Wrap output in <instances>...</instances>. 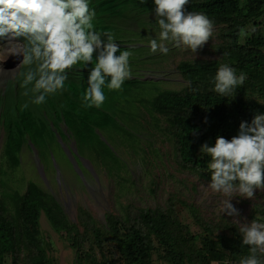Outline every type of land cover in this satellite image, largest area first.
<instances>
[{"label": "clouds", "instance_id": "1", "mask_svg": "<svg viewBox=\"0 0 264 264\" xmlns=\"http://www.w3.org/2000/svg\"><path fill=\"white\" fill-rule=\"evenodd\" d=\"M190 2L0 0V42L8 40L6 58L16 55L13 62L16 72L0 84V104L5 106V111L0 107V129L4 133L2 162L10 168L5 154L11 141L8 123L19 125L16 136L17 140H23L21 164L24 150L32 152L41 164L38 170L43 179L47 171L50 175L54 171L53 162L63 168L61 163L66 158L72 166H78L81 160L87 162V158L100 160L91 149H82L76 137L89 116L98 118L97 112L102 113V118L109 115L115 118L117 124L104 129L96 127L101 140L113 149L119 143L130 144L126 137L131 134L138 139L147 117L156 129L168 132V115L150 113L145 104L150 105L160 91H181L188 84L179 90L157 87L145 103L144 98L136 97L135 91L141 83L160 80L148 73L160 63L155 61L148 67L134 64L143 63L147 55H168L170 44L196 54L213 40L215 21L204 12L188 11ZM144 20H153L156 28L146 33L149 43L141 44L137 32ZM240 32L243 34L244 30ZM141 48L146 49L145 54ZM246 79L247 75L238 74L235 67L220 64L213 81L214 91L230 97ZM10 87L12 95H9ZM112 94H115L113 98ZM138 109L142 110V118H132ZM4 112L6 119L2 121ZM137 126L140 129L136 130ZM112 138L115 143L111 142ZM39 140L46 143L37 145ZM44 147L46 154L42 153ZM58 147L63 150L60 162L54 153ZM200 153L211 158L207 164L211 182L207 187L226 197L221 202L223 214L239 217L240 211L231 201L236 197L252 200L258 189L264 190V113L257 112L251 122L241 121L238 134L231 139L218 135L214 145L203 143ZM239 233L242 245L249 248L239 264H264V223L256 219L250 224L240 223Z\"/></svg>", "mask_w": 264, "mask_h": 264}, {"label": "trees", "instance_id": "2", "mask_svg": "<svg viewBox=\"0 0 264 264\" xmlns=\"http://www.w3.org/2000/svg\"><path fill=\"white\" fill-rule=\"evenodd\" d=\"M242 2L244 5L240 7ZM91 6L94 7L93 1ZM187 10L204 12L219 26L222 43L218 47L222 55L219 59L182 61L179 67L189 82L187 87L181 91H160L145 107L150 113L158 111L168 115V133L175 143L181 166L211 179L207 168L211 158L200 155V146L205 142L214 145L218 135L231 139L238 134L241 121L251 122L257 112L264 113V35L256 20L264 13V0H191ZM242 36L243 42L240 41ZM224 63L235 67L238 74L243 72L247 75L244 85L230 97L220 96L214 91V77L220 64ZM255 93L260 98L252 99ZM114 96L112 94V98ZM97 113L98 118L89 116L76 137L82 149H91L108 170L114 171L119 154L107 147L96 129L117 123L113 116L102 118V113ZM18 129V122L14 125L8 123L11 141L5 148V154L10 170L21 164L19 155L23 140H17ZM38 129L43 130L41 127ZM126 138L131 145L137 141V136L132 134ZM36 143L42 146L46 141ZM46 151L47 147H44L42 153L46 154ZM0 186L4 188L5 181ZM42 212L57 231L69 228L67 235L74 245L80 247L82 242L89 241L85 235L91 234L103 251L102 230L86 211L81 210L84 213L81 216L84 231L80 232L76 224H67L63 207L54 195L36 180H29L23 193L6 189L0 193V264H19L22 254H25L27 264H53L41 235ZM196 217L199 224L211 233L221 228H232L233 231L231 236L219 235L224 252L213 253L212 258L216 259L210 263L239 264V257L248 255L249 248L242 245V236L236 227L229 224L211 227L198 214ZM104 229L113 235L125 264H153L155 239L164 246V258L167 257L170 264H202L205 258L191 243L189 226L169 209L140 208L123 218L110 213ZM226 250L231 256L225 254ZM81 256L92 264H115L113 259L100 262L95 253L85 252Z\"/></svg>", "mask_w": 264, "mask_h": 264}, {"label": "rangeland", "instance_id": "3", "mask_svg": "<svg viewBox=\"0 0 264 264\" xmlns=\"http://www.w3.org/2000/svg\"><path fill=\"white\" fill-rule=\"evenodd\" d=\"M243 5L244 2L240 4V7ZM146 18L152 19V17ZM256 20L259 22L258 29H261V33L264 35V13ZM155 28L156 25L153 20L141 22L140 31L137 32L138 43H149L150 38H145L146 33L153 32ZM219 37V26H216L213 40H210L196 54L192 53L190 49L175 47L170 44L171 52L168 55H147L143 63H135V66L140 67H148L155 61L160 63L156 64L154 70L148 72L150 75L159 77L160 80L143 82L147 83L146 85L139 84L135 91L136 97L144 98L146 103V100L152 96L157 87L183 89L188 83L182 76L179 63L184 60L220 58L222 54L218 47ZM243 40L244 37L242 36L240 41L243 42ZM7 43L8 40L0 42V54L2 56L0 59V84H3L7 77L16 72V67H13L16 55L12 58L5 57L10 48ZM262 51H264V46ZM145 52L146 49L141 48V53L145 54ZM11 90L10 87L9 95L13 94ZM251 98L257 99L260 96L255 93ZM0 107L2 109L4 107L5 111L3 104H0ZM133 117L141 119L142 110L138 109L136 114L132 115ZM1 119L2 121L6 119V112L3 113ZM146 120L145 128L141 129V134L138 135V139L133 145L119 143L118 147L114 148L120 155V157L119 155L116 157L117 168L114 171L108 170L96 157L87 158V162L81 160L78 166H72L66 158L61 163L64 169L53 162L54 171H51V175L49 174L50 171H47L45 179L38 170L41 168V164L37 156L31 155L32 152L29 153L28 150H24L26 152L23 153L21 166L14 170H10L8 164L2 162L4 133L0 129V183L5 181V187L1 188L0 186V193L4 189L23 193L27 182L36 178L41 186L53 194L62 205L68 225L74 223L80 232L84 231L81 222V216L84 215L81 213L82 210L86 211L92 217V221L102 230L103 251L91 234L85 235V237L88 236L89 241L82 242L79 247L74 245L70 236L67 235L69 228L63 227L57 231L46 214L42 212L40 216L41 235L53 264H92L88 258L84 259L81 256L85 252L95 253L100 262L104 259L111 262L113 259L115 264H125L116 240L109 231L104 229L107 216L110 213L123 218L127 217L130 212L135 213L140 208L162 207L169 209L183 224L189 226L192 235L191 243L205 256L202 264H213L210 263L212 259H216L212 258L213 253L224 252L219 235L231 236L233 231L232 228H221L216 229L215 233H211L205 229L204 225L199 224L197 214L207 223L206 225L211 227L229 224L239 230L240 223L250 224L254 219L264 223V213H262L264 210V190L258 189L255 198L252 200L236 197L231 201L240 211L239 217L223 214L221 202L226 197L207 187L211 182L210 178L201 176L191 168H183L179 163L178 153L170 134L163 128L156 129L149 117ZM138 129H140L139 126L136 130ZM107 136L111 138L109 132H107ZM111 142H113V138ZM60 151H63L60 147L54 150L55 159L59 162L62 157ZM59 169L61 172L58 171ZM1 171H5V173L1 174ZM154 244L153 264H170V260L167 257L164 258V246L157 239H155ZM225 254L231 256L228 250L225 251ZM8 262H10V257ZM19 264H27L25 254L21 255Z\"/></svg>", "mask_w": 264, "mask_h": 264}]
</instances>
